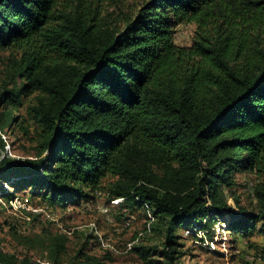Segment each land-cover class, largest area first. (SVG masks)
<instances>
[{
	"label": "trees",
	"instance_id": "1",
	"mask_svg": "<svg viewBox=\"0 0 264 264\" xmlns=\"http://www.w3.org/2000/svg\"><path fill=\"white\" fill-rule=\"evenodd\" d=\"M58 1L0 0V50L20 51L0 80V129L32 94L39 128L32 157L2 158L0 134L4 198L30 188L63 208L97 194L146 206L168 264H180L182 227L221 218L233 241L264 236V0H144L119 29L91 3ZM183 21L199 27L189 47L174 43ZM251 172L249 206L234 187ZM95 238L84 237L78 264H105ZM68 240L52 237L55 257ZM0 264L33 263L0 248Z\"/></svg>",
	"mask_w": 264,
	"mask_h": 264
},
{
	"label": "rangeland",
	"instance_id": "2",
	"mask_svg": "<svg viewBox=\"0 0 264 264\" xmlns=\"http://www.w3.org/2000/svg\"><path fill=\"white\" fill-rule=\"evenodd\" d=\"M83 1L97 7L103 23L119 29L144 0ZM69 2L59 0L56 7L61 9ZM198 32L197 23L183 21L174 27V43L192 46ZM19 53L15 47L0 50L1 81L7 80L8 62ZM34 97L32 94L25 98L13 110L16 120L12 126L0 129L5 144L2 158L35 155L39 128L28 112ZM259 179L256 172L238 175L234 188L243 204L252 206L255 202L253 186ZM0 189L13 190L5 180H0ZM15 192L9 201L0 192V248L19 260L26 258L33 264H78L76 252L84 237L93 232L97 238L92 240L96 244L92 252L102 257L105 254V264H168L162 254L159 232L153 227L157 217L146 206L129 209L120 206L121 198L108 200L107 195L97 194L92 201L63 208L49 205L41 195L31 193L30 188ZM229 200L236 206L232 198ZM179 231L183 244L180 264H264V236L255 235L249 243L242 237L233 241V231L221 218L209 229L182 227ZM58 233L69 240L66 252L55 257L50 251L51 239Z\"/></svg>",
	"mask_w": 264,
	"mask_h": 264
}]
</instances>
